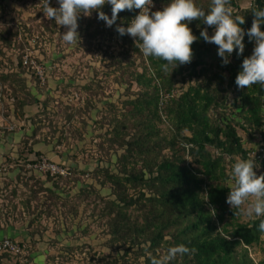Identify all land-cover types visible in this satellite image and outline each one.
I'll use <instances>...</instances> for the list:
<instances>
[{
	"label": "trees",
	"instance_id": "trees-1",
	"mask_svg": "<svg viewBox=\"0 0 264 264\" xmlns=\"http://www.w3.org/2000/svg\"><path fill=\"white\" fill-rule=\"evenodd\" d=\"M239 1L230 0L233 16L245 19L241 25L245 47L241 55L235 50L227 65L217 54L218 46L200 37L201 30L214 35L215 29L194 20L188 25L198 37L192 45L191 62L176 69L169 65L164 71L161 65L165 61L145 56L140 41L116 31L118 25L128 24L139 9L118 14L111 35L116 33L127 51L147 64L141 65L140 71L136 60L127 58L124 65L105 53L109 65L122 73L121 79L129 89L134 85L140 88L134 98L129 96L123 102L120 117L114 115L111 130L105 134L107 155L121 152L117 157L118 173L101 166L93 172L102 187L109 185L112 189L109 198H101V216L108 218V244L119 247L111 251L120 256H110L111 261L105 264H121L131 254L143 256L146 264H152L153 258L159 259L160 251L167 254L169 248L181 244L194 251L177 255L167 264H254L248 249L264 243V233L259 231L264 216L240 222L241 208L232 209L226 199L230 182L234 183L232 167L238 159H248L250 150L245 148L240 131L254 139L260 137L258 146L264 145V86L239 88L235 83L243 59L250 57L255 47L246 34L254 19L252 12L264 9V0H253L246 9L239 7ZM170 2L152 0L157 11ZM2 3L0 0V51L17 38L16 32L3 28ZM195 3L205 11L211 6V0ZM100 11L111 16V5L105 4ZM95 13L87 24L88 30L96 26L94 32L87 33L90 40L106 32L105 21ZM261 30L264 31V24ZM25 74L20 72L18 80H14L26 93L27 100L17 97L16 102L23 117L24 107L40 105L27 88ZM27 153H32V146L23 152ZM27 159L23 157L21 165ZM255 166L257 176L264 175V169ZM89 191L82 189L71 205L87 201ZM212 208L214 216L210 213ZM71 215L76 217L78 208L74 207ZM262 252L264 264V248Z\"/></svg>",
	"mask_w": 264,
	"mask_h": 264
},
{
	"label": "rangeland",
	"instance_id": "rangeland-1",
	"mask_svg": "<svg viewBox=\"0 0 264 264\" xmlns=\"http://www.w3.org/2000/svg\"><path fill=\"white\" fill-rule=\"evenodd\" d=\"M252 2L253 0H240L238 5L246 9ZM2 4L5 10L3 28L12 33L16 32L17 38L10 47H4L0 51V130L10 131L9 129L14 128L15 131L19 127L24 129L29 121H32L35 133L33 137L24 138L25 150L35 145L37 135L48 144L55 143V148L60 146L61 149L57 151L67 152L68 148L73 150L78 146L75 155L86 165L80 170L56 163L43 155L33 158L31 162H24L20 167L22 181H27L25 183L36 181L34 179L36 176H42L29 168L41 158L66 168L68 175L64 177L43 176L53 182L55 189L48 206L52 208V216L59 220L63 219L67 222L66 225L71 223V218L80 220L78 223L80 227L82 223L87 224L84 230L72 235L73 240L77 241L76 246H53L55 248L52 251L53 256L49 257V264H105L111 261L110 256L113 258L120 256L117 252L111 251L119 247L111 248L108 244L110 239L108 218L101 216L104 208L101 198H109L112 189L109 185L102 187L101 180L98 177L94 178L93 172L101 166L118 173L117 157L121 152L107 155L105 150L109 145L105 134L111 130L110 123L114 115L120 117L123 102L129 96L134 98L140 91L136 85L129 89L128 84L121 79L122 73L109 65L105 53L117 57L122 62L127 58L131 61L136 60V66H139L140 71H142L140 66L147 63L142 58L136 59L137 56L127 51L128 47L116 33L111 35L114 31L113 25L111 27L106 25L104 36L95 40L88 39L87 33L91 34L96 28L95 26L87 29L89 20L95 17V11L90 16L83 14L79 16L77 31L80 43L73 45L62 38L67 29L57 25L54 19L49 20L44 16L42 0H3ZM49 4L51 7L59 8L58 0H49ZM208 34L213 35L211 32ZM28 54L45 67L44 83L24 66L23 58ZM20 72L26 73L24 78H27V74L32 77L30 83H35L39 90V98L43 100L39 101L40 105L46 106L33 120L23 117L16 109L17 97L27 100L26 93L20 91L18 82L14 81L18 80ZM49 80L53 81L51 85ZM15 90H18L17 93ZM240 134L246 149L258 147L260 137L254 139L241 131ZM11 183L13 181L7 182L6 185L10 186ZM78 184L81 187H78ZM232 184L230 182V186ZM82 189L90 190L88 200L82 204L71 205L70 202L74 203L75 197ZM58 190L63 193L62 197L56 193ZM30 191L32 195H36L44 190L38 185H32ZM8 194H12V190L8 189ZM74 207L78 208L76 217L71 215ZM247 207V202L240 207L242 211L240 222H249L255 216L250 217L246 214ZM59 211L63 218L59 217L60 213L56 215ZM263 248L264 243L248 249L254 264H261ZM158 254L159 259L166 256L165 252L160 251ZM129 258L128 261H120L121 264L147 263L143 256L131 254Z\"/></svg>",
	"mask_w": 264,
	"mask_h": 264
},
{
	"label": "clouds",
	"instance_id": "clouds-1",
	"mask_svg": "<svg viewBox=\"0 0 264 264\" xmlns=\"http://www.w3.org/2000/svg\"><path fill=\"white\" fill-rule=\"evenodd\" d=\"M44 16L49 20H55L59 26L67 30L62 38L68 44L80 43L77 31L78 18L81 14L90 16L93 11L98 12V18L106 22L108 27L115 24L118 14L124 10L139 9L136 15L125 28L117 26L116 31L121 35H129L135 41H140V50L145 56L165 61L161 67L168 70L169 65L190 63L193 58L192 45L198 37L188 26L192 21L199 20L215 29L214 35L209 36L207 29L200 32V37L205 42L218 46V56L222 58V64L230 63L229 57L238 49L237 55L244 52L245 30L241 27L245 23L242 16H233V8L230 0H211L209 10L205 11L197 6L195 0H171L163 10L150 13L152 0H58L59 8L51 7L49 0H42ZM111 5V17L100 9L105 5ZM251 28L247 30L249 41L255 42V47L250 57L242 61V71L235 79L239 88H249L255 84L264 86V9H256L253 12ZM253 159H238L232 167V180L226 203L232 209H239L246 202L248 216H264V175L257 176L254 171ZM205 201L209 198L207 194ZM210 213L215 215V209ZM259 231L264 233V220L259 224ZM183 244L168 249L165 257L153 258L152 264H167L177 255L193 252Z\"/></svg>",
	"mask_w": 264,
	"mask_h": 264
},
{
	"label": "crops",
	"instance_id": "crops-1",
	"mask_svg": "<svg viewBox=\"0 0 264 264\" xmlns=\"http://www.w3.org/2000/svg\"><path fill=\"white\" fill-rule=\"evenodd\" d=\"M51 71V69H50ZM26 84L30 94L38 101L39 90L35 83H30L31 76L27 74ZM53 83L49 80V84ZM45 102V101H44ZM46 108V106L33 104L24 107L23 113L27 119L33 118ZM32 122V121H31ZM29 121L23 129L17 128L15 131L0 130V240L9 238L25 246V251L21 255H0V264H49V257L53 256V246H76L72 238L74 233L82 231L87 226L86 222L80 227L75 218H71V223L66 225V221L54 218L52 208H49L50 196L54 192V184L43 176H36V181H22L23 157L32 161L38 156H46L50 160L65 164L76 169L85 168L86 165L80 162V158L75 154L77 147L67 152L60 146L55 148V143H47L40 140L36 135L37 142L32 146V153L27 152L23 140L25 137H33L35 129ZM7 186V182H12ZM32 185L41 187L44 191L32 195L30 188ZM78 187L81 185L78 184ZM77 187V188H78ZM8 189L12 194H8ZM59 197L63 196L59 190L56 192ZM74 195V194H73ZM71 195V196H73ZM66 197V196H65ZM63 218L61 211L56 212ZM81 216V215H80ZM79 216V219H80ZM69 229V230H68Z\"/></svg>",
	"mask_w": 264,
	"mask_h": 264
},
{
	"label": "built area",
	"instance_id": "built-area-1",
	"mask_svg": "<svg viewBox=\"0 0 264 264\" xmlns=\"http://www.w3.org/2000/svg\"><path fill=\"white\" fill-rule=\"evenodd\" d=\"M157 11L156 6L152 3L150 7V13ZM140 10H138L137 15ZM129 24V23H128ZM128 24H121L120 26L127 27ZM132 38V37H131ZM134 39V38H132ZM23 64L26 66L39 80L44 83L45 81V67L39 64L31 55L28 54L23 58ZM1 127V125H0ZM14 128L9 129L13 131ZM248 159H253L254 163L259 166L260 169H264V145H260L254 149H250L247 155ZM29 168L42 176L49 177H64L68 175V170L63 166H60L48 159L41 158L40 161L30 165ZM25 251V246L12 239L5 238L0 240V255H21Z\"/></svg>",
	"mask_w": 264,
	"mask_h": 264
}]
</instances>
